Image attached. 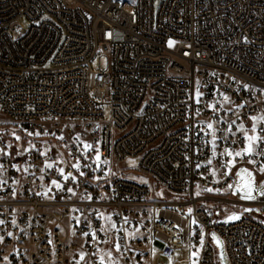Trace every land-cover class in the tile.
<instances>
[{"label":"built area","instance_id":"built-area-1","mask_svg":"<svg viewBox=\"0 0 264 264\" xmlns=\"http://www.w3.org/2000/svg\"><path fill=\"white\" fill-rule=\"evenodd\" d=\"M0 114V264H264V0H0Z\"/></svg>","mask_w":264,"mask_h":264},{"label":"rangeland","instance_id":"rangeland-1","mask_svg":"<svg viewBox=\"0 0 264 264\" xmlns=\"http://www.w3.org/2000/svg\"><path fill=\"white\" fill-rule=\"evenodd\" d=\"M22 25L24 27H28V22L27 21H23ZM94 65H95L94 67H98V61L96 63H94ZM7 124H8L7 119L4 118L0 114V126H5ZM135 165H136V163L134 162V160H128L127 163H126V167L127 168H133V167H135ZM241 169H247L248 172H250L252 174L251 177H249L247 175V173H242L241 175L238 176L237 173L240 172ZM250 179L253 182L252 183V195L255 196L256 198L255 199H251V200L241 199V195H242L243 191L247 190L246 183ZM262 183H264V172H262L260 169L253 170V169H251L248 166H241V167H239L237 169V171L235 173V184H234L233 188L232 189H228L226 191V193L230 192L231 196L235 200L249 204L251 202H254L257 199V197L260 196L259 193L261 191H264V188H260V185ZM243 212L247 213V214H253L254 216L262 219V217L260 216V213L258 211H255L254 209H252L250 207H247L245 210H243ZM232 216H238L239 219H240L241 216H242V211H238V210L232 209V208L227 209L226 213L224 214L223 221L228 222V223H232V222H236V221L239 220V219H229V217H232ZM214 236H215V238H214V246H215V248L217 250L220 263L221 264H229V262L226 259V252H225V248H224V244H223L222 239L218 235H214ZM217 241H219V244L217 243ZM189 260H190L189 259V250L188 249H183L181 251H178L175 254V257H174L175 263L174 264H190ZM171 261L172 260L166 259L165 263L166 264H171Z\"/></svg>","mask_w":264,"mask_h":264},{"label":"snow or ice","instance_id":"snow-or-ice-1","mask_svg":"<svg viewBox=\"0 0 264 264\" xmlns=\"http://www.w3.org/2000/svg\"><path fill=\"white\" fill-rule=\"evenodd\" d=\"M108 35L111 36L110 33H109ZM171 43H172V42H169V46H171ZM199 95H200V93H199V91L197 90V97H199ZM224 99H225V100H228V97L225 96ZM197 102H199V101H197ZM252 119H253L254 121L257 120L256 117H253ZM208 127L211 128V127H212L211 124H209ZM242 127H243V126H241V128H242ZM251 131H252V132H255V131H256L255 124H253V127H252ZM262 131H264V130H262ZM17 138H18V137H17ZM245 138H246L247 141H248V145H247V147H246L245 149L241 150V151H237V152H235V153H234L235 156H242L244 153L251 154V153L255 150V142L258 141V140L264 139V138H262V137H258V136H255V135L249 136V135L247 134V132H245ZM85 147L87 148V147H91V146H90V145H85ZM225 153L228 154V155H233V153L230 152L228 149H225ZM96 159L99 160V156H97ZM230 163H231V162H230ZM47 167L51 168L52 165H51V164H48ZM73 167H76V168L78 169V168H79V164H75V165H73ZM260 170H261L262 172H264V167H262ZM59 172L63 175V169H59ZM242 173H247V175H248L249 177H251V175H252L250 172H248L247 169H241L240 172L237 173V175L239 176V175H241ZM213 174H214V173H213ZM70 175H71V173L68 174V176H70ZM81 175H83V173H81ZM68 176H65L64 178H65V179H68ZM73 179H74V177H73ZM52 183H53L54 185H56L57 188L60 187V185H59L55 180H53ZM252 183H253V182H252L251 179H250L249 181H247V183H246V188H247V190H246V191H243V193H242V195H241V199H248V200H251V199H255V198H256L255 196L252 195ZM229 188H232V185H229ZM260 188H264V183H262V184L260 185ZM207 190H208V191H211V189H207ZM69 191H71V189H69ZM259 194L262 195V196H264V191H261ZM197 195H199V193H197ZM191 211H192V210L189 209V212H191ZM229 219H239V217H238V216H232V217H229ZM0 223H2V221H0ZM214 238H215V236H214ZM217 243L219 244V241H217ZM117 250H119V245H117ZM109 255H110V254H109ZM193 255H196V253H193Z\"/></svg>","mask_w":264,"mask_h":264}]
</instances>
